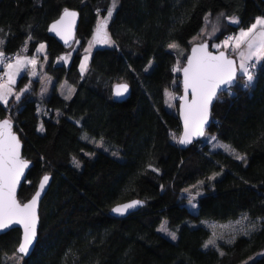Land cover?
Masks as SVG:
<instances>
[{
	"label": "trees",
	"instance_id": "obj_1",
	"mask_svg": "<svg viewBox=\"0 0 264 264\" xmlns=\"http://www.w3.org/2000/svg\"><path fill=\"white\" fill-rule=\"evenodd\" d=\"M110 4L0 0V51L40 60L36 50L44 43V69L54 86L66 80L74 87L69 98L55 87L42 97L41 79L25 71L0 105V119L11 118L22 156L31 162L19 201L50 176L32 252H17L21 231L10 229L0 234V264H238L248 258L246 264H264V59L250 87L236 81L212 107L210 128L234 153L209 149L200 139L180 146L161 114L167 90L182 94L180 70L190 48L210 38L200 34L205 14L212 19L207 32L222 15L219 39L264 17V0H118L107 25L114 46L96 48L82 72L84 49ZM65 9L79 13L75 48L47 32ZM228 16L240 25L224 21ZM65 53L72 54L69 64H56ZM121 82L129 95L116 100L112 89ZM199 191L191 210L184 193ZM132 199L144 205L123 218L110 215L114 205ZM243 216L250 222L247 234L204 247L212 233L203 222ZM164 222L175 240L158 231Z\"/></svg>",
	"mask_w": 264,
	"mask_h": 264
},
{
	"label": "snow or ice",
	"instance_id": "obj_2",
	"mask_svg": "<svg viewBox=\"0 0 264 264\" xmlns=\"http://www.w3.org/2000/svg\"><path fill=\"white\" fill-rule=\"evenodd\" d=\"M117 3L118 0H112V7L108 10L107 16L98 22L94 35L95 42L109 43L106 27ZM76 15L77 13L65 9L61 19L52 25L51 30L56 31L57 27L64 24L65 21L70 26L74 22ZM229 20L232 23H239L237 19L229 18ZM3 43L4 41L0 40V45ZM242 45H246L248 51L247 53L244 51L239 52L240 63L238 67L236 61L229 58L225 52L221 51L217 55L208 52L207 44L202 43L193 48L192 56L188 58L187 67L183 68L185 93L187 94L188 90L191 89L193 99L189 103L186 97L184 98L185 131L179 143L188 144L191 143L193 136L205 135L204 126L209 118L210 105L215 98H218V90H228L222 86H231L236 81L238 72L245 78V88L252 85L257 65L256 63L249 64L248 62L253 61L254 58L256 61L264 59V17H256L255 22L247 29H241L237 35L230 36L223 41L224 48L231 46L233 50L241 49ZM169 47H177V45H169ZM213 47H220V45H213ZM43 49L44 45L41 44L37 51H43ZM4 56V52L0 51V58ZM86 60L87 57H85ZM27 64L35 67L36 61L34 58L29 59L17 56L14 64H7L9 70L7 73L8 81L0 84V102L8 103V97L12 95L10 85L15 83V76ZM85 68L86 63H82L81 71L83 72ZM33 75H35V72H33ZM127 91V84L118 85L115 95L119 97ZM231 94L229 90V95ZM212 139H215V137H212ZM222 147L229 148L227 145ZM229 150L233 153L235 152L234 149ZM236 159L243 160L245 157L236 154ZM26 167L27 162L19 158V141L11 131L10 121L8 119L0 121V230L7 229L13 224L23 225V237L19 244L18 252L25 255L29 253L37 237L38 216L36 214V205L49 179L45 175L33 198L28 203L21 205L15 198V188ZM212 178L214 177L210 179ZM202 183V181L199 182V184ZM193 187L196 186L194 185ZM142 203V201H133L128 204L118 205L112 211L119 215H124L130 209ZM253 228H255V225H253ZM158 231L166 233L172 240L177 238L175 232L168 231L166 222L161 224ZM214 244L215 241L210 239L204 247L207 248L209 245Z\"/></svg>",
	"mask_w": 264,
	"mask_h": 264
},
{
	"label": "rangeland",
	"instance_id": "obj_3",
	"mask_svg": "<svg viewBox=\"0 0 264 264\" xmlns=\"http://www.w3.org/2000/svg\"><path fill=\"white\" fill-rule=\"evenodd\" d=\"M117 5H118V3H117ZM117 5L115 7V10L117 8ZM111 7H112V0H111V4H110L109 9ZM115 10L112 12L111 18L113 17ZM106 16H107V14L105 16L98 17L97 22H96L95 27H94V30H93V34H92L90 40L88 41L89 43H87V47H85V49H84V54L82 56L81 64L82 63H86V68H87V65H88V60H89L90 54L96 48L105 47V46H108V47L114 46V43L110 39V36L108 34L107 27H106V32H107V37H108L109 43H97L94 40V35H95L97 24H98V22L100 20H103ZM220 16H222V15H219L217 20L216 19L213 20V25H216L217 27L213 28L210 32H207V26H208V22L210 20V15H209V13H206L205 16H204V25L200 29V34L202 35V34H206L207 33L208 37H210L209 40L207 39L206 42H209V49L211 51H213V52H218V51L226 52L229 57H233L235 59L237 67H238V65L240 63L239 52L240 51H244L245 53H247V51H248L247 46L246 45H242L241 49H239V50H233L231 46L229 48H224L223 47V41L225 40V38H228V35H230V32L228 33V35H224L223 34L222 35L223 37H221L219 39L216 38L217 34L219 33V29L218 28L220 27V18H221ZM258 17H262V16H258ZM111 18L108 20L107 25H108L109 21L111 20ZM229 18L237 19L239 21V23H232L229 20ZM255 18L251 19L248 22V24L245 25V26H243V25L239 26L240 25V19L237 16H228V17H226V20H224V21H226L229 24H232V25H235V26H239V27H237L235 29L234 32H232V35L235 36V35H237L240 32L241 29H247L251 24H253L255 22ZM197 38H198L197 40H199V41L202 40L201 38H199V35H197ZM41 44L44 45V43H41ZM40 45L38 46V48L40 47ZM73 45H74V48L77 47L78 46V42L75 40ZM213 45H220V47H213ZM44 51H45V45H44L43 51H37L36 50L37 54L43 55L42 59L39 56L40 60H38V58H36L35 56H31V55H26V54H21L20 53L21 54V55H19L20 57H27L29 59H33L34 58L35 61H36V64H35V67H33L31 64H27L24 68H22L20 70V72L15 76V83L11 84L10 87L13 89L14 85L17 83V81L20 78V76L25 71H28L29 74L32 75L33 77H39L41 79L42 83H41V87H40V96L47 97L52 92V90L55 87L56 91L58 93H60L61 95H63L64 97H66V98L71 97L73 92H74V87L72 85L67 83L66 80H61V81H59V83L56 86H54L53 77H51L48 73H46V71L44 69L45 68V64H46V58H44V56H45L44 55ZM71 57H72L71 53L62 54V55L59 56V58H57L55 60V63L56 64L62 63V64H65V65H68L70 60H71ZM85 57H87L86 61H85ZM15 60H16V57H15L14 60H12L9 63H13L14 64ZM38 61H39V64H38ZM261 61L262 60L256 61L255 58H254L253 61H249L248 63L249 64L256 63V65H257L256 67H258V64ZM1 67H4V66H1V61H0V68ZM6 70L9 71L8 68H7V65H6ZM33 72H35V75H33ZM238 74H239V77L237 78L238 79L237 81H239V83L242 84V86H244L245 78L239 72H238ZM7 81H8V75L6 76V79H5V81L3 83H7ZM180 99H181L180 94H176L173 91V89H169V90H167L165 92L164 109L161 111V114H162V117L164 118V120L167 122V124L172 129H174L173 135L175 133L180 135V132H181V127H180L179 120H178V104L180 102ZM142 107L144 109L148 110L150 113H153V114L156 113L155 110H150L149 109V106H148L147 103H143ZM41 110H42L41 105H38V112L40 113ZM204 133H205V135L201 136L199 139L203 142V145L205 147H207L209 149H213V150L222 149L224 151L233 153L231 150H229V149H232L230 147V145L226 141L219 139L216 136L215 132L210 128V126H209V128H207V130ZM212 137H215V139H212ZM178 138H179V136H178ZM223 145H227V146H229V148L222 147ZM197 193L201 194V191H199ZM197 193H195V194L194 193L189 194L188 192L184 193V196H186V197H185V199L183 201L187 205V207L189 209H191V210H194L196 208V206H197V198L199 196V194H197ZM190 201H191V203H190ZM245 217L246 216H243V217L239 218L236 221H227V222L205 221V222H203V224L205 226H207L208 228H210L213 240L214 239L215 240L216 239H222L224 241H229L235 235L244 234L249 229H251V227H248V223H250V222L248 221V218L245 219ZM246 227H248V228H246ZM251 259L252 258H248V259H246L243 262H240L238 264H246L249 261H251ZM15 260L19 261V258H15Z\"/></svg>",
	"mask_w": 264,
	"mask_h": 264
},
{
	"label": "water",
	"instance_id": "obj_4",
	"mask_svg": "<svg viewBox=\"0 0 264 264\" xmlns=\"http://www.w3.org/2000/svg\"><path fill=\"white\" fill-rule=\"evenodd\" d=\"M68 10L77 13L76 17L74 18V22H72L70 26L68 25V22L65 21L64 24H61V25H59V26L57 27V30H56V31L51 30L52 25L61 19V16L63 15V12H64V10H63V11L61 12V14L58 16V18L55 19L54 21H52V22L49 24L48 28H47V32H48V34H49L51 37L55 38V39H56L61 45L65 46V47H71V46L73 45V43H74V41H75V38H76V33H77V30H78L79 21H80L79 13H78L76 10H70V9H68ZM199 44H202V43H199ZM199 44H195V45H193V46L190 48V50H189V52H188V54H187V56H186L185 64L183 65V67H182L181 70H180L182 94H181L180 102H179V104H178V120H179V124H180V127H181V132H180V135H179L178 143H179V140H180V138L183 136V133H184V131H185V123H184V104H185V99H184V98L186 97V99H187V101H188L189 103H191V101H192V99H193L192 94H191V89L188 90L187 94L185 93V88H184V80H185V76H184L183 68L187 67V65H188V58L192 56V50H193V48L196 47V46L199 45ZM203 44H207V45H208V43H206V42H203ZM207 51L213 53L214 55L219 54V52H213V51H211V50L209 49V46H208V48H207ZM225 54L227 55V53H225ZM228 57H229V56H228ZM229 58H231V57H229ZM231 59L235 60L234 58H231ZM237 75H238V74H237ZM236 79H237V78H236ZM235 82H236V81H235ZM235 82H234L231 86H222V87L225 88V89L230 88V87L234 86ZM122 84H127V83H125V82H121V83H117V84H115V85L113 86L112 93H113V97H114L116 100H124V99L127 98L128 95H129L130 87H129L128 84H127V85H128V91H127L124 95L119 96V97L115 95V91H116V89H117V86H118V85H122ZM221 92H223V91H219V90H218V96H219V94H220ZM216 99H217V98H215V99L213 100L212 104L210 105V108H209V118H208V121L205 123V126H204V132L207 130V128H209V126H210V124H211V111H212V107H213V104H214V102L216 101ZM5 119H8V120L10 121V123H11V131H12V133L17 137V139H18V141H19V158H20L22 161H26V162H27V167L24 168V170H23V174L20 176L19 183L17 184V186H16V188H15V198H16V200H17L18 203H20L21 205H23V204H25V203H28V202L33 198V196L36 194V192H37V190H38V187H39V184H40V182H41V180L43 179L44 176L41 178L40 182L38 183L37 189H36V191L34 192V194H33L28 200H26V201H24V202H20L19 199H18V197H17V195H18V192H19L20 187L22 186V184H23L24 181H25V178H26V174H27V172H28V170H29L30 167H31V162L28 161V160H25V159L23 158V156H22L23 143H22V141L19 139L18 134H17V133L14 131V129H13V126H14L13 121H12L11 119H9V118H3V119H0V121L5 120ZM200 137H201V136H193V137H192V141H191V143H188V144H181V143H179V145H180V146H183V147L189 146L190 144H192L193 142H195L196 140H198ZM47 176L49 177V179H48V181H47V183H46V185H45V187H44V190L41 192V195H40L39 200H38L37 205H36V214H37V216H38L37 235H38V227H39V206H40V202H41L42 198L44 197L45 193L47 192V189H48L49 184H50V176H49V175H47ZM133 201H141V200H139V199H132V200H128V201H125V202H122V203L116 204V205H114V206L110 209V215L113 216V217H116V218H123V217L128 216L130 213H132V212L138 210L141 206L144 205V202L142 201V202H143L142 204H139V205H137L135 208L130 209V210H129L127 213H125L124 215H119V214L114 213V212L112 211V209H113L114 207L118 206V205L128 204V203H131V202H133ZM13 228H19L20 231H21V238H20V242H19V244H20L21 241H22V237H23V225H20V224H13L12 226H10V227L7 228V229L0 230V234L5 233V232H7L8 230L13 229ZM36 241H37V237H36V240H35L33 246H31L30 251H29L28 254L25 255V254H21V253H19V252H18V247H19V245H18V247H17V252H18L19 254H21L23 257H27V256L32 252V250H33V248H34V246H35V244H36Z\"/></svg>",
	"mask_w": 264,
	"mask_h": 264
},
{
	"label": "built area",
	"instance_id": "obj_5",
	"mask_svg": "<svg viewBox=\"0 0 264 264\" xmlns=\"http://www.w3.org/2000/svg\"><path fill=\"white\" fill-rule=\"evenodd\" d=\"M15 57V54H5V56L1 59V66H4L0 70V83H3L6 79L7 72L5 70V65L13 60Z\"/></svg>",
	"mask_w": 264,
	"mask_h": 264
},
{
	"label": "bare ground",
	"instance_id": "obj_6",
	"mask_svg": "<svg viewBox=\"0 0 264 264\" xmlns=\"http://www.w3.org/2000/svg\"><path fill=\"white\" fill-rule=\"evenodd\" d=\"M232 32H234V31H231V32H230V35L227 34L228 37L233 36V35H232ZM225 39H226V38H225ZM201 43H203V42H201ZM206 43H208V42H206ZM208 46H209V43H208ZM218 52H220V51H218ZM225 53H226V52H225ZM227 56H228V54H227ZM15 57H16V55H15ZM15 57H14V59H15ZM231 58H233V57H231ZM14 59H13V60H14ZM0 61H1V60H0ZM11 61H12V60H11ZM11 61H9V62H11ZM9 62H8V63H9ZM8 63H7V64H8ZM7 64H6V65H7ZM6 65H5V70H6ZM1 68H2V67H1ZM1 68H0V70H1ZM6 72L8 73L7 70H6ZM237 74H238V73H237ZM238 75H239V74H238ZM238 75H237V78H238ZM236 81H237V79H236ZM0 84H1V83H0ZM9 119H10V118H9Z\"/></svg>",
	"mask_w": 264,
	"mask_h": 264
},
{
	"label": "crops",
	"instance_id": "obj_7",
	"mask_svg": "<svg viewBox=\"0 0 264 264\" xmlns=\"http://www.w3.org/2000/svg\"><path fill=\"white\" fill-rule=\"evenodd\" d=\"M44 54H45V51H44ZM1 84H4V83H1ZM11 89H12V88H11ZM13 93H14V88L12 89V95H13ZM12 95H10V96L8 97V100H9V98H10ZM0 105L5 106L6 104L3 103V102H0Z\"/></svg>",
	"mask_w": 264,
	"mask_h": 264
}]
</instances>
